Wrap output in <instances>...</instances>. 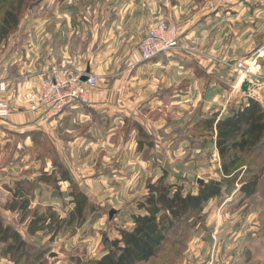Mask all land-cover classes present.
<instances>
[{
	"label": "rangeland",
	"instance_id": "1",
	"mask_svg": "<svg viewBox=\"0 0 264 264\" xmlns=\"http://www.w3.org/2000/svg\"><path fill=\"white\" fill-rule=\"evenodd\" d=\"M144 4L32 0L0 42L4 76L91 66L97 78L88 102L74 103L52 119L25 110L24 124L3 129L22 106L12 101L10 115L0 122V217L33 245L14 256L0 242V264H84L99 258L121 230L133 227L147 185L160 178L183 194L213 182L221 183V191L186 214L154 256L137 264H264V147L253 162L244 159L250 165L224 176L214 137L198 123L245 102L238 89L243 77L257 84V92L264 83V0H165L163 15L150 20L142 16ZM160 20L178 28L181 47L166 53L169 61H144L138 44ZM242 61L255 73L241 77L235 65ZM260 94L254 99L264 107ZM63 172L94 209L82 223L57 232L54 224L29 235L34 211L52 207L65 217L72 209ZM254 176L258 185L245 195L240 186ZM17 182L29 199L24 213L10 209Z\"/></svg>",
	"mask_w": 264,
	"mask_h": 264
},
{
	"label": "trees",
	"instance_id": "2",
	"mask_svg": "<svg viewBox=\"0 0 264 264\" xmlns=\"http://www.w3.org/2000/svg\"><path fill=\"white\" fill-rule=\"evenodd\" d=\"M30 1L32 0H0V42L17 27L20 14ZM198 123L202 124L206 134L214 137L224 176L231 175L244 164L246 167L250 165L244 159L248 157L253 162L264 147V107L254 98L246 97L244 103L231 107L226 114L214 112L198 120ZM49 179L50 177L43 178L44 181ZM60 180L68 181L71 185L69 196L72 209L65 217L58 216L52 207H47V212L44 213L34 211L27 223L29 235L51 229L54 224V232H57L64 225L82 223L86 212L94 209L88 196L76 188L67 172H63ZM31 183L37 182L31 180ZM257 185L258 177L254 176L244 182L240 190L245 195H250ZM147 189L146 197L137 204L140 213L132 215L133 227L130 230H121L120 237L109 242L110 248L106 253L84 264H137L149 260L166 241L167 234L186 214L201 209L210 198L220 193L221 183H201L196 193L183 194L180 186L169 184L160 178L149 183ZM25 195L23 185L17 182L10 209L26 212L29 199ZM18 196L23 199L17 201ZM0 242L6 244L5 252H13L14 256L33 246L17 229L4 223L1 217Z\"/></svg>",
	"mask_w": 264,
	"mask_h": 264
},
{
	"label": "built area",
	"instance_id": "3",
	"mask_svg": "<svg viewBox=\"0 0 264 264\" xmlns=\"http://www.w3.org/2000/svg\"><path fill=\"white\" fill-rule=\"evenodd\" d=\"M179 37V30L174 24L163 20L158 21L138 44L140 58L147 61L166 54L172 49L180 48ZM263 47L264 45L260 48ZM236 66L241 77L255 73L243 61L238 62ZM84 74L85 69L80 67L51 68L45 75L32 80V90L22 97L20 104L28 112L37 113L44 119H52L74 103L88 102L89 95L96 86L97 78L90 71L85 74L86 80L83 81L81 77ZM7 90V81L1 80L0 120L6 119L11 113V103L6 97Z\"/></svg>",
	"mask_w": 264,
	"mask_h": 264
},
{
	"label": "crops",
	"instance_id": "4",
	"mask_svg": "<svg viewBox=\"0 0 264 264\" xmlns=\"http://www.w3.org/2000/svg\"><path fill=\"white\" fill-rule=\"evenodd\" d=\"M157 6L156 9H154L153 5L151 6L152 2H155L154 0H145V4L142 5L141 7V11L143 12V17L146 18L147 20L153 19V18H158L161 16V14L163 15V12L165 11L164 6H165V0H157ZM132 4V2H131ZM208 14L206 13L204 16L206 18ZM149 25V21L147 22ZM194 30L197 29V27L195 26L193 28ZM194 30H191L189 33L194 32ZM169 57L170 54H161L156 56L155 58H153L154 60H150V61H169ZM6 60H4L3 58L0 59V67H4L6 65ZM90 67V71L93 72V68ZM261 70V67H260ZM48 71V70H47ZM46 69L44 70H40V71H36V72H19L18 74H15L12 77H7L4 76L3 74H0V81L1 80H5L8 83V90L6 93V97L9 96V101L10 103L13 102H19L20 104V100L22 99V97L27 94L28 92H30L32 90V85L31 82L32 80H36L38 79L41 75L45 74ZM260 72V71H259ZM260 74L262 75V72H260ZM264 76V75H262ZM264 82V81H263ZM11 84V86H10ZM260 91V92H259ZM259 91L257 92V94H259V96H261L260 93H264V83L261 84V88L259 89ZM90 99V98H89ZM264 104V102H263ZM13 105V104H12ZM20 106V105H19ZM17 111L16 113H13L10 115V117H8L7 119V127H2L3 129H8L10 131H12V127H15L17 125H21L24 124L25 118H26V114H25V110L24 108L21 107H16ZM4 120H0V122H2ZM16 131V130H14ZM23 132V131H22ZM21 132V133H22Z\"/></svg>",
	"mask_w": 264,
	"mask_h": 264
},
{
	"label": "water",
	"instance_id": "5",
	"mask_svg": "<svg viewBox=\"0 0 264 264\" xmlns=\"http://www.w3.org/2000/svg\"><path fill=\"white\" fill-rule=\"evenodd\" d=\"M90 72V67L86 66L85 69V74ZM82 75L81 80H86V75ZM238 89L240 92H242L246 97L249 98H254L255 95L257 94V84L252 83L249 78L247 76L243 77L238 85ZM198 183H201V179L197 180ZM115 211L114 210H110L109 212V218H112V215ZM55 254L54 253H50L49 257H53Z\"/></svg>",
	"mask_w": 264,
	"mask_h": 264
}]
</instances>
